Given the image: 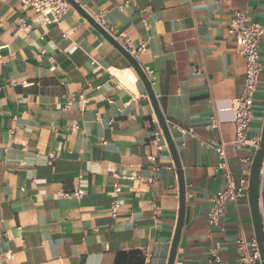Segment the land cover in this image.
<instances>
[{
	"label": "crops",
	"instance_id": "crops-1",
	"mask_svg": "<svg viewBox=\"0 0 264 264\" xmlns=\"http://www.w3.org/2000/svg\"><path fill=\"white\" fill-rule=\"evenodd\" d=\"M75 2L120 44L146 43L134 59L154 74L185 188L174 264H208L215 243L226 264H239L236 240L255 239L247 196L227 203L217 226L207 216L227 178L236 187L248 182L246 161L256 152L233 146L230 102L241 91L245 61L227 30L235 12L264 27V0ZM258 52L248 137L262 129L264 35ZM152 119L131 66L78 11L47 22L16 0H0V264H114L118 252L132 250L143 264H167L179 182L165 140L161 150L150 142ZM202 141L223 143L224 157ZM78 189L79 199L64 195Z\"/></svg>",
	"mask_w": 264,
	"mask_h": 264
},
{
	"label": "built area",
	"instance_id": "built-area-1",
	"mask_svg": "<svg viewBox=\"0 0 264 264\" xmlns=\"http://www.w3.org/2000/svg\"><path fill=\"white\" fill-rule=\"evenodd\" d=\"M24 9H32L43 18V20L57 21L59 20L71 6L65 0H16ZM133 0H127L131 2ZM97 22L102 26V20L97 19ZM227 33L235 39L236 50L239 55L244 58L245 61V74L240 93L232 98L230 105L233 113V125H234V141L233 146L236 148L252 147L255 150L259 147L260 137L253 136L248 137V129L253 120V107L254 97L257 93V87L259 83V77L262 71V65L259 59V43L261 37L264 35V27L259 24L252 23L250 20L235 12L233 19L229 23ZM116 39V38H115ZM117 40V39H116ZM118 41V40H117ZM119 42V41H118ZM123 48L135 58L137 54L142 53L146 49V43L141 44L136 49H131L128 46L121 44ZM145 74L148 82L152 85L154 80L153 72L148 68H141ZM153 128L149 132L150 142L156 146L158 150L163 147V134L157 124L152 119ZM168 124V123H167ZM172 126L176 128L181 134L191 133V130H187L175 123ZM210 127L218 128L219 123L214 116L210 117ZM76 128L72 129L75 130ZM201 145L215 150V152L224 157L225 145L223 143L217 144L213 141H202ZM153 159V158H151ZM246 163L251 164L249 161ZM153 182L152 178L148 179V183ZM248 182L242 181L239 187L234 186L229 178H227L225 186L222 190L218 191L212 199V208L207 216V223L209 226H217L225 212V206L227 203H236L237 200L243 196H247ZM113 189L116 195L121 192L120 186L116 183L113 185ZM65 196H72L75 199L81 198L83 191L81 189L76 190L72 194H64ZM264 199V159L260 170L259 179V202ZM119 199L117 196L110 202L108 211L111 216L115 217L119 209ZM151 207L155 210L157 208L154 205ZM261 226L264 237V210H260ZM219 244L215 243L210 246L208 255V264H226L218 254ZM236 252L237 262L239 264H257L260 263V256L257 249L255 239L247 241L244 237H239L236 240ZM6 259L12 257L11 252L4 254Z\"/></svg>",
	"mask_w": 264,
	"mask_h": 264
},
{
	"label": "water",
	"instance_id": "water-1",
	"mask_svg": "<svg viewBox=\"0 0 264 264\" xmlns=\"http://www.w3.org/2000/svg\"><path fill=\"white\" fill-rule=\"evenodd\" d=\"M72 8L78 11L104 38H106L125 58L128 64L131 66L136 76L142 83L151 106L153 108L156 120L159 124V127L162 131L164 140L169 148V151L174 159L175 166L178 173V182H179V211L177 218V225L174 232L171 250L168 258L167 264H174L175 256L177 252V247L180 239L181 229L183 225L184 212H185V188L183 175L181 172V166L178 161L176 148L171 139L169 128L167 126V122L165 118L162 116L158 104L155 100L154 93L152 91V87L148 82L145 74L143 73L141 67L138 62L123 48V46L112 37L102 26L98 24L92 17H90L75 0H65ZM264 159V115L262 121V129L260 134V144L257 148L253 159L250 164L249 170V178H248V188H247V199L249 204V210L251 215V221L254 230V237L257 244V249L260 256V264H264V237L261 226V216H260V208H259V179H260V170L262 166V162Z\"/></svg>",
	"mask_w": 264,
	"mask_h": 264
},
{
	"label": "trees",
	"instance_id": "trees-1",
	"mask_svg": "<svg viewBox=\"0 0 264 264\" xmlns=\"http://www.w3.org/2000/svg\"><path fill=\"white\" fill-rule=\"evenodd\" d=\"M114 264H143V258L141 253L135 250L118 252Z\"/></svg>",
	"mask_w": 264,
	"mask_h": 264
}]
</instances>
